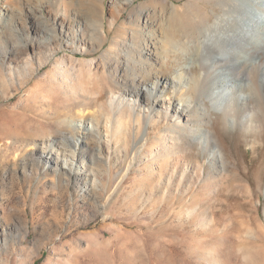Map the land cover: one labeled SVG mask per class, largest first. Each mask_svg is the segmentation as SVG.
Returning <instances> with one entry per match:
<instances>
[{
  "label": "rangeland",
  "instance_id": "rangeland-1",
  "mask_svg": "<svg viewBox=\"0 0 264 264\" xmlns=\"http://www.w3.org/2000/svg\"><path fill=\"white\" fill-rule=\"evenodd\" d=\"M114 1L0 0V60L26 48L23 58L31 57L36 69L27 84L15 81L0 91V264H264V133L229 127L211 110L229 168L221 174L197 147L185 146L186 160L205 162L212 180L196 197L194 217L185 213L179 199L182 188L175 177L174 184H158L169 174L161 177L156 166L151 174L144 162L141 171L134 164L129 173L132 183L117 188V178L131 160L117 152L108 165L109 151L102 147L99 153L92 133L71 132L82 139L78 153H83L92 170L87 181L44 156V143L51 139L61 145L65 133L62 150L74 149L71 130L62 128L61 122L77 115L88 100L92 102L94 97L83 89L106 93L103 98L112 94L109 91L115 86L104 67H113L116 59L136 58L148 35L164 42L162 28L168 25H163L161 16L170 18L168 6L149 3L144 7L154 11L153 28L140 31L134 46L130 30L138 28V6L149 0H134L121 13ZM167 1L184 4L189 0ZM205 3L198 2L194 13L204 15L210 10ZM65 9L68 25L78 32L82 20L87 21L82 29H95L97 22H105L106 39L102 44L99 37L87 33L84 37L83 32L80 38L87 46L60 39L59 51L37 70L42 52H34L25 38L38 44L45 26L59 32L54 15ZM31 12L39 17L37 23ZM10 70L4 66L0 75ZM90 70L96 74L91 81ZM92 106L84 117L103 120L106 110ZM62 129L65 133L58 136ZM145 131L155 136L151 127ZM144 172L147 180H156L153 185H138L137 178ZM94 175L103 181L115 178L114 185H94ZM235 175L246 180L249 189Z\"/></svg>",
  "mask_w": 264,
  "mask_h": 264
},
{
  "label": "bare ground",
  "instance_id": "bare-ground-1",
  "mask_svg": "<svg viewBox=\"0 0 264 264\" xmlns=\"http://www.w3.org/2000/svg\"><path fill=\"white\" fill-rule=\"evenodd\" d=\"M133 1L114 2L121 13ZM200 1L211 6L204 15L193 11ZM149 3H158L170 9L168 20L161 16L163 25H168V28H162L164 42L158 43L150 33L145 47L137 49L136 58L131 57L126 62L116 59L113 67H104V73L115 86L109 91L112 94L108 96V93V97L103 98L106 93H89L83 89L84 94L94 97L92 102L88 100L77 115L66 117L61 122L62 128L71 130L68 133L73 138L74 149L62 150L66 146V133L62 129L57 135L65 133L62 136L64 142L59 145L49 139L44 143V156L87 181L86 175L92 170L86 166L83 153H78L81 137L77 139L73 133H92L97 139L95 143L99 153L102 147L108 149V165L117 152L124 153L131 160L125 173L117 176V188L132 183L129 173L134 164L137 165L135 170L141 171L144 162L145 169L151 174L156 172V166L160 168L161 177L163 173L169 174L166 179L160 178L158 184H174L175 177L182 188L179 199L185 213L194 217L198 210L196 197L212 180L206 173L205 162L186 160L188 151H185V146L191 144L197 147L204 159L208 156L209 163L216 164L214 167L221 174L229 168L222 142L211 120V110L220 114L229 127L242 128L248 134L264 133V0H189L184 4L149 0L138 6L139 21L135 24L138 28H130L134 46L140 31L153 28L150 20L154 11L144 9ZM144 10L146 13H143ZM32 14L37 23L39 17ZM67 17V9L64 13L55 14L54 24L59 32L52 26H45V30L40 31L38 44L25 38L34 52L38 49L42 52L37 70L59 51L60 39L80 42V32L84 37L85 33L99 37L102 44L106 39L105 22H97L95 29H82L83 24H87L82 20L78 32L68 25ZM117 19H112L110 28L115 26ZM81 42L87 46L84 38ZM18 50L11 52L13 56L0 60L1 68L8 66L11 69L9 73L0 75V91H6L4 88L13 86L15 81L27 84L35 74L32 58H23L28 50ZM90 71L88 79L91 81L96 74ZM63 75L65 77V73ZM92 104L106 110L103 109L105 112L101 114L103 120L99 121L95 115L91 119L84 117L86 111L90 114ZM182 117L186 118L184 122ZM150 127L155 132L154 137L152 132L145 131ZM72 130L75 131L71 133ZM67 158L70 161L65 160ZM109 174H112V167ZM94 176V185H114L115 178L103 181ZM146 176L144 172L137 178L139 186L155 183L156 180H147ZM234 177L249 189L250 184L246 180L239 175Z\"/></svg>",
  "mask_w": 264,
  "mask_h": 264
}]
</instances>
